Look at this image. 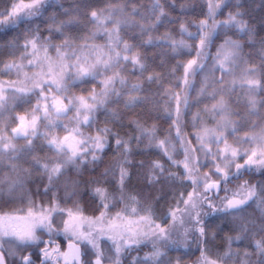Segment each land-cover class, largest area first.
Wrapping results in <instances>:
<instances>
[{
    "label": "snow or ice",
    "instance_id": "1",
    "mask_svg": "<svg viewBox=\"0 0 264 264\" xmlns=\"http://www.w3.org/2000/svg\"><path fill=\"white\" fill-rule=\"evenodd\" d=\"M149 2L150 7L141 10L138 4L129 8L127 0H108L102 8L92 7L88 0H81L72 8H63L61 0H13L10 10H0V41H3L0 55L10 57L0 60V74L16 76L15 80H0V164L7 162L9 168L0 175V198L6 195L8 199L3 203L10 206L9 210L0 208V264H37V261L39 264H104L105 259L111 264H122L123 252L147 243H151L152 250L143 257H134L132 264H172L171 260H165L168 252L184 248L187 251L174 262L182 264L183 256L193 254L188 244L193 231L198 233L196 250L200 253L194 264H224L226 260L233 264H253L250 260L253 253L247 248L232 247L235 242L242 244L249 235L250 246H254L260 257L257 264H264V181L241 180L246 173L264 174V38L259 41V62H250L242 54V42L227 34L235 28L238 33H246L249 42H256L252 28L240 18L239 9L229 11L225 19L216 18L223 8L230 7L227 0H203L205 7L200 15L204 18L191 20L196 31H189V23L181 21L180 39L170 31L154 36L153 30L169 17V12L162 0ZM170 3L174 4L175 0ZM39 18H43L44 29L34 23ZM85 21L92 26L89 32L74 35L81 32L80 25ZM132 28L140 33L138 43L124 38L123 34ZM13 32L17 34L8 38ZM98 35H103L104 43H88ZM214 38L222 42L210 54L208 49ZM164 44L172 53L187 50L188 55L193 52L195 55L177 61L169 69L174 79L159 94L166 97L160 104L156 93L146 92L145 84H161L163 77L151 67L141 46ZM209 59L210 65L206 63ZM181 68L182 74L176 75ZM200 73L205 74L196 89V99L207 96L212 103L204 104L192 114L193 143L183 130V118L189 108V90ZM82 85H91L86 94L84 88L80 94L72 91ZM237 88L243 92L245 102L242 115L230 103ZM33 97L35 103L31 104ZM20 102L31 107L23 114L14 112L3 118L5 112L14 110ZM121 102L124 110L150 105V111L162 112L168 121L166 134L158 135L155 121L149 124L137 118L130 120L136 129L134 135L113 132L107 122L99 126L97 114L101 111L106 119L121 120ZM201 111L215 120V127L207 126ZM12 121L15 126L10 127L9 134ZM245 127L248 130L241 134ZM110 137L114 138L117 155L101 176H115L118 172L115 181L118 190L110 192L103 179L94 178L91 194L98 204H93L92 211L98 215H86L76 199L80 181L67 174L74 171L79 176L86 164L101 161ZM20 140L24 143H17ZM37 140L41 141V151L47 146L43 156L37 152ZM133 140L137 147L146 141V148L158 149L171 165L182 168L183 175L168 171L160 159L151 160L147 171L149 183L165 173L169 178L191 182V191L186 195L181 192L176 206H170L164 214L168 219L163 225L152 218L151 204L141 208L142 201L136 194H126ZM178 155L182 158L177 159ZM200 155L210 159V167L201 163ZM21 160L38 166L39 174L46 177L45 192L39 202L26 187L33 168L22 167L18 163ZM204 167L208 171L202 172ZM61 177H65L63 199H72V207L62 206L55 193L48 196ZM233 180L240 182L229 187ZM219 192L224 195L218 196V202L209 195ZM17 200L21 206L12 207ZM117 202L123 207L113 214L111 209ZM252 204L259 210V225L243 215ZM141 211L144 215H139ZM214 213L231 214L233 221L239 223L235 225L238 231L234 235H225V250L213 257L211 242L204 238L217 233L208 230L203 217ZM188 223L192 224L191 228L185 227ZM173 232L182 239L174 240ZM102 245H107L113 255L106 257Z\"/></svg>",
    "mask_w": 264,
    "mask_h": 264
},
{
    "label": "trees",
    "instance_id": "2",
    "mask_svg": "<svg viewBox=\"0 0 264 264\" xmlns=\"http://www.w3.org/2000/svg\"><path fill=\"white\" fill-rule=\"evenodd\" d=\"M13 0H0V10H3L5 8L11 9ZM88 2L92 5V7L96 8H102L105 6V4L108 2V0H88ZM115 2V0H113ZM129 4V8L132 4H138L141 5V10L147 9L150 7L149 0H127ZM62 7L63 8H72L77 4L81 3V0H61ZM162 3L165 4V7L167 8L169 12V17L166 18L164 21H162L155 30H153V35L158 36L165 31H170L173 33L176 39H180V36L178 34V25L181 21L188 22L190 27L189 31H196V28L194 25H191L192 19H203L204 17L200 15L202 8H204L203 0H175L174 4L170 3V0H162ZM228 5L230 7H225L221 10V13L217 15V19H225L227 16V13L229 11H236L239 9L241 12V19L245 20L248 25L252 28L253 33L256 38L255 43H251L247 40V34L246 33H238L235 28L228 30V35L232 36L233 39H238L243 44L242 54L249 59L250 62H259V52L258 49L260 48L259 41L261 38H264V0H227ZM185 5L184 8H181L180 5ZM57 12H59V8L56 9ZM59 19H65L66 17L59 16ZM43 18H39L34 21L36 24H40L41 29H44V24L41 23ZM81 20L84 21L83 16V9H81ZM91 25L87 24L86 21L80 25L81 32L74 33V35H81L84 33H88L91 29ZM17 33H9L10 38L12 35H16ZM44 35H48L47 31H44ZM124 38L129 40L132 43H138L140 39V33L138 29L132 28L129 29L124 34ZM57 38V42H58ZM187 39V37H185ZM105 38L103 35H98L95 41L89 40L88 43L91 44L93 42L95 43H104ZM222 39L217 40L214 38V44L209 47L208 52L210 54H213L215 52V45L218 43H221ZM0 43H3V41H0ZM22 51V49H21ZM141 51L145 53V55L149 59V63L152 68H155L156 71L160 72L163 80L161 84L152 83L151 85L145 84V90L148 92L150 90L151 93H156V100L163 104L164 99L166 97H162L159 94L163 91V88L168 86L169 83L174 79L171 75H169V69L174 66L177 61L180 60H186L191 58V56H194L195 53L193 52L190 55H188L187 50H181L178 53H172L171 50L168 48L166 44L162 46L157 45H147V46H141ZM16 56H19V51L16 53ZM10 57L7 54L0 55V60H7ZM206 63L210 65L211 60L209 59ZM182 68L177 70L176 75L182 74ZM207 72V69L205 70ZM205 73H200L195 78V84L192 89L189 90L190 95V101H189V108L185 110V116L183 118L184 123V132L188 133V138L195 143L193 128H192V114L195 113L198 109H202L204 104H211L212 100L210 97H201L199 101L196 99V89L199 88L200 80L202 76ZM220 73L219 71L216 72V76H218ZM138 75V73H137ZM15 75H2L0 74V80H15ZM91 85H82L81 87L77 88L74 87L72 91L76 92L77 94H80L81 88L85 89L84 94H86V89L90 88ZM99 88V85H97V89ZM237 88L235 92L230 97V103L232 105V108L234 110H238L240 114L242 115L245 108V102L243 100V96L239 95L240 91ZM239 93V94H238ZM240 97L238 99L237 97ZM35 103V97L32 98L31 104ZM31 104L20 102L19 106L16 107L14 110L7 111L3 114V118L7 119L9 116L13 115L14 112H19L21 114L24 113L25 109H28L31 107ZM121 110H122V118L120 121H113L110 118L106 119V115L103 111L97 114V124L99 126H103L104 123H109V126L112 128L113 132H119L120 135L123 136H129L134 135L136 132L135 126L130 123V120L133 118L141 119V120H147V123L151 124L154 121L158 125V135L160 137H163L166 132L165 130L168 128V121L163 118V113L158 111H150L151 106L150 105H143L138 106L132 110H124L122 109V102H121ZM201 116L204 118L206 124L208 127H214L215 120L209 116L203 113L201 111ZM151 117V118H149ZM15 122L12 121L9 124V134H10V127H14ZM248 128L245 127L242 129L241 134H243V131H247ZM91 131L93 134L96 131V128H92ZM229 141H231V137H229ZM17 143L22 144L24 143L23 140L18 141ZM37 144V152L40 156H43L45 154V151L47 150V146L44 145V151L40 150L41 141L37 140L35 141ZM145 142H142L139 147L136 146V141H132L133 145V153L131 154V163L128 165L130 176L129 179L126 181V194L127 193H133L138 196V198L142 201V204L140 207L142 208L146 204H151L152 207V213L153 217L160 220L162 223H165V221L168 219L164 216V214L168 211L169 207H175L176 206V199L179 197V194L181 192H184L185 195L188 191L191 189V182L190 181H180L178 179H172L167 176V173L164 175H161L158 177L157 181L153 183H149L147 180V171H148V165L150 164L151 160L154 159H160L164 164L165 168L168 171L172 172H178L181 175H183L182 168L180 166H174L171 165L170 162L167 160L166 157H164L158 149L155 148H146L144 146ZM116 145L114 142V138L109 139V147L106 148L105 153L102 154V160L95 162V164H86L82 170L79 176L75 174L74 171L69 172L67 175L71 176L73 179H78L80 181L78 192L79 195L76 197V199L79 200V203L84 207L85 214L86 215H98L97 213H93L92 206L94 203L98 204V201H95L92 194H91V186L92 181L94 178L103 179L104 185L108 187L109 191H117V185L115 183L116 179H118V172L115 176L109 174L106 178L102 177L101 174L103 173V169L105 167H108L112 163V157H115L117 155L116 153ZM177 159H181L182 155H178L176 157ZM90 159V157H89ZM143 161V164L141 163ZM18 163L21 164L24 168L32 167L33 171L31 174V177L26 182V187L28 188L29 192L34 194L33 199L37 200L38 202L41 200V194L45 192V189L43 185L47 182L46 177H42L39 173L40 170L38 166L33 167L30 163H26L25 161L21 160ZM202 164H206L209 167L211 166L210 159L206 160L205 162H202ZM208 167L201 168L202 171H205ZM9 171L7 162L4 164H0V175H3ZM65 177H61L60 181L58 182L57 186L52 189V192L48 193V196L52 195V193H55L57 198H60L62 201V206L64 207H72V199L64 200V190H63V181ZM243 179H249L251 183H258L261 181H264V174H262L259 171L253 172V173H246L243 177H241V180ZM240 181L233 180L230 186H235L236 183ZM37 185H39V189H37ZM5 191H6V185ZM223 192H219V194L212 193L210 196L217 200L218 202V196H223ZM8 199V197L5 195L3 198H0V208H3V210H9L10 206L8 204H4L3 201ZM45 200H47V196L44 197ZM26 203V201H25ZM12 207H20L21 202L17 200L16 204L11 205ZM182 204L180 205V207ZM123 207L122 203H115V207L111 209V211H115L117 209H121ZM205 208L207 206L205 205ZM140 214H144L143 211L140 212ZM248 219L250 220H256V224L259 225L260 223V213L259 210L256 209L255 204H252L250 207L246 209V212L243 213ZM205 220L206 225L208 226V230L216 231V236H207L204 239L210 241V248L211 252L210 255L213 257L215 254L220 251H224L226 247L225 242V235H234L236 231H238V228L235 227L236 224L239 223V221H233L231 214H224V213H214L211 216L203 217ZM260 233H256V238H259ZM191 239L188 241V244L191 248L192 255L183 256L182 258V264H194L196 258L200 255L199 251H197V241L196 237L198 236V233L195 231L190 233ZM44 239L47 240L48 237L45 235ZM54 240H57L59 242L57 237H53ZM251 241V235H249L248 239L244 240V242L241 244L240 242L233 243L232 247L233 249L236 248H247L249 252L253 253L251 255L250 260L253 262V264H257L259 261V254L256 253L254 246H250ZM203 246V245H200ZM43 247V245H41ZM163 247V246H161ZM63 250V249H62ZM146 251H149L148 246L140 245L133 247L132 249L126 250L121 257L122 264H132L134 257H141ZM187 251V249L181 248L179 250H172L169 251L167 256L165 257V260H171L172 264L175 262V258L179 255H181L182 252ZM37 256H40L39 252H36ZM106 264V262H104ZM224 263L226 264H233V261L226 260Z\"/></svg>",
    "mask_w": 264,
    "mask_h": 264
},
{
    "label": "rangeland",
    "instance_id": "3",
    "mask_svg": "<svg viewBox=\"0 0 264 264\" xmlns=\"http://www.w3.org/2000/svg\"><path fill=\"white\" fill-rule=\"evenodd\" d=\"M220 76V74L217 76V77H219ZM239 89V88H238ZM238 91H240L238 94L239 95H241V96H243V92L239 89ZM214 127H215V125H213ZM212 127V126H211ZM210 127V128H211ZM222 146V145H221ZM244 147H247V145H244ZM215 148V146L213 145V149ZM199 155V154H198ZM200 159H201V161L202 162H205L206 160L204 159V157L202 156V155H200ZM242 162V161H241ZM205 171H208V168H206V169H204ZM234 170V169H233ZM202 171V170H201ZM203 172V171H202ZM230 187H234V186H230ZM190 191H191V189H190ZM212 193H209V195H211ZM181 207H183V205L181 206ZM206 209V208H205ZM118 210H120V209H117V210H115V211H111L113 214L116 212V211H118ZM126 215H127V213H126ZM139 215H144V214H140L139 213ZM157 223H159V224H161V225H163L164 223H162L160 220L158 221L157 219H155L154 217H152ZM132 219H138V217H132ZM185 227H189V228H191L192 227V224L191 223H188V224H186L185 225ZM183 231V229H181V232ZM172 238L174 239V240H179V239H182V236H180V235H177L175 232H173V236H172ZM191 239V236H190V234H189V236H188V241ZM142 245H144V246H148L149 247V251H146L145 253H147V252H150L151 250H152V246H151V243H147V244H142ZM102 247H104V249H105V255H106V257H109V256H112L113 255V253L111 252V251H108V248H107V245H102ZM134 247H136V246H134ZM124 253V252H123ZM122 253V254H123ZM144 253V254H145ZM122 254H121V257H122ZM144 254L141 256V257H143L144 256ZM104 262H106V264H111V261L109 260V259H105V261ZM224 264H226V263H224Z\"/></svg>",
    "mask_w": 264,
    "mask_h": 264
},
{
    "label": "flooded vegetation",
    "instance_id": "4",
    "mask_svg": "<svg viewBox=\"0 0 264 264\" xmlns=\"http://www.w3.org/2000/svg\"><path fill=\"white\" fill-rule=\"evenodd\" d=\"M63 250H65V249H63ZM37 264H39V261H37ZM105 264V263H104Z\"/></svg>",
    "mask_w": 264,
    "mask_h": 264
},
{
    "label": "water",
    "instance_id": "5",
    "mask_svg": "<svg viewBox=\"0 0 264 264\" xmlns=\"http://www.w3.org/2000/svg\"><path fill=\"white\" fill-rule=\"evenodd\" d=\"M216 194V193H215ZM219 194V193H218ZM217 195V194H216Z\"/></svg>",
    "mask_w": 264,
    "mask_h": 264
}]
</instances>
